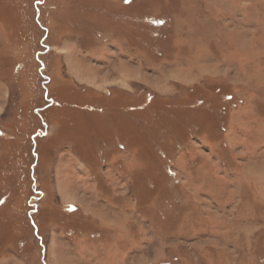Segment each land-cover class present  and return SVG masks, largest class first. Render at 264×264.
<instances>
[{"label":"rangeland","instance_id":"1","mask_svg":"<svg viewBox=\"0 0 264 264\" xmlns=\"http://www.w3.org/2000/svg\"><path fill=\"white\" fill-rule=\"evenodd\" d=\"M0 264H264V0H0Z\"/></svg>","mask_w":264,"mask_h":264},{"label":"crops","instance_id":"2","mask_svg":"<svg viewBox=\"0 0 264 264\" xmlns=\"http://www.w3.org/2000/svg\"><path fill=\"white\" fill-rule=\"evenodd\" d=\"M240 111H241V114H242V110H240ZM252 114H253V113H250V114H247V115L252 116ZM235 123H236V121L234 122V124H232V127L235 125ZM242 125H243V128H245L244 122H243V124H241V126H240L239 128H241ZM239 128H237L238 131H243V129H239ZM237 129H236V130H237ZM244 130H245V129H244ZM248 134H249V133H246V131H245L244 136L246 137ZM259 136H260V134H259L257 137H259ZM245 137H241V138H245ZM238 142H239V138H237L236 141H232L233 144H235V145L237 144V147H238ZM239 145H240V146H241V145L243 146L244 143L240 141V144H239ZM231 147H233V146H231Z\"/></svg>","mask_w":264,"mask_h":264},{"label":"trees","instance_id":"3","mask_svg":"<svg viewBox=\"0 0 264 264\" xmlns=\"http://www.w3.org/2000/svg\"><path fill=\"white\" fill-rule=\"evenodd\" d=\"M36 146H37V145L35 144V145H34V149H36Z\"/></svg>","mask_w":264,"mask_h":264}]
</instances>
